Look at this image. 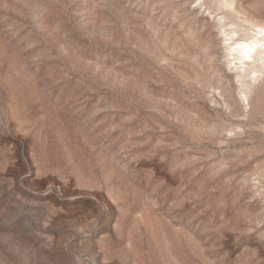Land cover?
Instances as JSON below:
<instances>
[{
    "label": "rangeland",
    "instance_id": "1",
    "mask_svg": "<svg viewBox=\"0 0 264 264\" xmlns=\"http://www.w3.org/2000/svg\"><path fill=\"white\" fill-rule=\"evenodd\" d=\"M204 1L0 0V264H264V91L215 88Z\"/></svg>",
    "mask_w": 264,
    "mask_h": 264
},
{
    "label": "bare ground",
    "instance_id": "2",
    "mask_svg": "<svg viewBox=\"0 0 264 264\" xmlns=\"http://www.w3.org/2000/svg\"><path fill=\"white\" fill-rule=\"evenodd\" d=\"M240 2L210 0L202 2V5L208 4L210 14L217 9H221L223 13L217 24L223 33L222 40L230 72H226L229 80L215 88H221L219 92L225 97L229 107L239 102L243 112L250 116L255 99L259 100L264 91V17L246 13ZM212 44L209 38L203 41V47L206 49L211 48ZM207 83L212 85L210 81ZM220 131L216 129L214 132Z\"/></svg>",
    "mask_w": 264,
    "mask_h": 264
}]
</instances>
